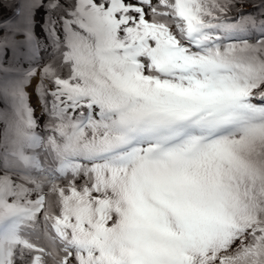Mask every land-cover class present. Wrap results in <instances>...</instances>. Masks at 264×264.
Returning <instances> with one entry per match:
<instances>
[{"label": "snow or ice", "instance_id": "obj_1", "mask_svg": "<svg viewBox=\"0 0 264 264\" xmlns=\"http://www.w3.org/2000/svg\"><path fill=\"white\" fill-rule=\"evenodd\" d=\"M0 264H264V0H0Z\"/></svg>", "mask_w": 264, "mask_h": 264}]
</instances>
